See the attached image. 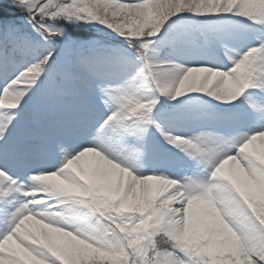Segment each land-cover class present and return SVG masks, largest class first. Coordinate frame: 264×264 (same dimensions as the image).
<instances>
[{
	"label": "snow or ice",
	"instance_id": "snow-or-ice-1",
	"mask_svg": "<svg viewBox=\"0 0 264 264\" xmlns=\"http://www.w3.org/2000/svg\"><path fill=\"white\" fill-rule=\"evenodd\" d=\"M0 264H264V0H0Z\"/></svg>",
	"mask_w": 264,
	"mask_h": 264
},
{
	"label": "trees",
	"instance_id": "trees-1",
	"mask_svg": "<svg viewBox=\"0 0 264 264\" xmlns=\"http://www.w3.org/2000/svg\"><path fill=\"white\" fill-rule=\"evenodd\" d=\"M5 7H7V5L5 4Z\"/></svg>",
	"mask_w": 264,
	"mask_h": 264
}]
</instances>
